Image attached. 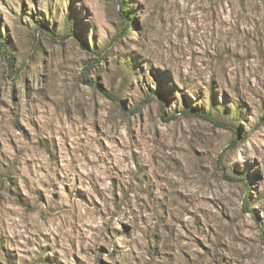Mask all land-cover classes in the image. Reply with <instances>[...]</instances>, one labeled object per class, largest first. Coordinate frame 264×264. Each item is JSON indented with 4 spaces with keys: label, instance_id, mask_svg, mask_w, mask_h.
<instances>
[{
    "label": "rangeland",
    "instance_id": "obj_1",
    "mask_svg": "<svg viewBox=\"0 0 264 264\" xmlns=\"http://www.w3.org/2000/svg\"><path fill=\"white\" fill-rule=\"evenodd\" d=\"M0 264H264V0H0Z\"/></svg>",
    "mask_w": 264,
    "mask_h": 264
}]
</instances>
